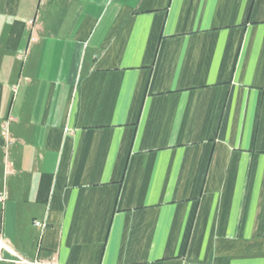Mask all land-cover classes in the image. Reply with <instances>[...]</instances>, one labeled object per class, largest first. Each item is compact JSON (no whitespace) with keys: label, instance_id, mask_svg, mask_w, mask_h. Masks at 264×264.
Instances as JSON below:
<instances>
[{"label":"crops","instance_id":"1","mask_svg":"<svg viewBox=\"0 0 264 264\" xmlns=\"http://www.w3.org/2000/svg\"><path fill=\"white\" fill-rule=\"evenodd\" d=\"M0 241L264 264V0H0Z\"/></svg>","mask_w":264,"mask_h":264},{"label":"built area","instance_id":"2","mask_svg":"<svg viewBox=\"0 0 264 264\" xmlns=\"http://www.w3.org/2000/svg\"><path fill=\"white\" fill-rule=\"evenodd\" d=\"M24 55L25 54H23V57H24ZM16 87L17 86H14L12 88L14 93L16 92ZM10 119L11 118L9 117V119L3 125V136H4L5 141H6V144H5L6 147H8L11 144V139H10L9 132H8V125H9ZM6 167H7V169L10 168V164L7 161H6ZM8 171H10V170H8ZM34 224L36 226L42 227V228L44 226L43 223H41L40 221H35ZM2 249H5L8 252H10L15 257L13 261L18 263V264H57L54 262H49V261L47 262V261L38 260V259H28V258H26L20 254L15 253L11 248L5 246L3 243H1L0 251Z\"/></svg>","mask_w":264,"mask_h":264},{"label":"bare ground","instance_id":"3","mask_svg":"<svg viewBox=\"0 0 264 264\" xmlns=\"http://www.w3.org/2000/svg\"><path fill=\"white\" fill-rule=\"evenodd\" d=\"M1 243H2V242L0 241V246H1Z\"/></svg>","mask_w":264,"mask_h":264}]
</instances>
